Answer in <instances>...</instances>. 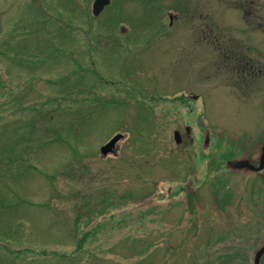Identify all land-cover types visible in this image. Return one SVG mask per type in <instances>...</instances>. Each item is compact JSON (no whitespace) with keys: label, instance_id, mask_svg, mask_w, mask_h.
I'll return each instance as SVG.
<instances>
[{"label":"rangeland","instance_id":"rangeland-1","mask_svg":"<svg viewBox=\"0 0 264 264\" xmlns=\"http://www.w3.org/2000/svg\"><path fill=\"white\" fill-rule=\"evenodd\" d=\"M93 1L0 0V264H253L264 0Z\"/></svg>","mask_w":264,"mask_h":264},{"label":"flooded vegetation","instance_id":"flooded-vegetation-1","mask_svg":"<svg viewBox=\"0 0 264 264\" xmlns=\"http://www.w3.org/2000/svg\"><path fill=\"white\" fill-rule=\"evenodd\" d=\"M256 56L258 58L255 60H252L248 57L244 58L242 55L241 72H242L243 77L245 74L250 76L251 79L256 78V77H258V78L264 77V65L262 64L264 61V53L262 52L261 49L257 50ZM251 79H249V80H251ZM190 96L192 97L193 95H190ZM263 145H264V143L260 146L259 149L254 145L253 149L247 150L245 144L243 142H241V160L247 161L252 166V167H248V166L241 167V180H244L247 178H248V180L250 179L249 185H250L251 189L254 190L252 187L258 186L259 189L257 191H259L260 188L262 187V184H261V182H259L258 178H260L261 175H264V163H263L262 169H260V170L257 169L261 163ZM234 147L239 148L238 145H236ZM209 151H210V149H209ZM232 160H235V157L227 158L224 162V165L225 166H231L233 163L231 165H229V163ZM230 168H233V167H230ZM243 172H245L246 174L243 175ZM241 184H242V182H241ZM263 187H264V185H263ZM262 190H264V188ZM241 198H242V195H241ZM250 204H252V203H249V205ZM262 204L264 205V202ZM254 205H255V203H254ZM263 245H264V243L256 249L255 253ZM242 255H245L244 251H241V257H242ZM254 256H255V254H254ZM259 264H264V251L260 257Z\"/></svg>","mask_w":264,"mask_h":264},{"label":"water","instance_id":"water-1","mask_svg":"<svg viewBox=\"0 0 264 264\" xmlns=\"http://www.w3.org/2000/svg\"><path fill=\"white\" fill-rule=\"evenodd\" d=\"M110 0H94L92 3V13L94 15H98L103 8L105 7V5L109 4ZM172 18V16H170V19ZM122 134L121 133H117L115 134L107 143H105L104 145H102L100 147V152L103 155H106L109 151H112L113 148L115 147L116 143L118 142V140L120 138H122ZM263 161H264V146H263V154H262V158H261V164L260 167L258 169H260L263 165ZM249 166L252 167L247 161H241L238 160L236 162H234V166L237 167H241V166ZM264 251V246H262L256 253L255 258H254V264H259V259L261 254Z\"/></svg>","mask_w":264,"mask_h":264}]
</instances>
